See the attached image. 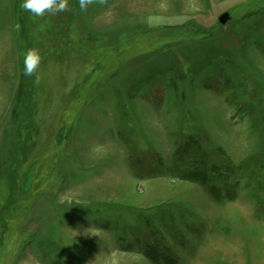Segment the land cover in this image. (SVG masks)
<instances>
[{"label":"rangeland","instance_id":"obj_1","mask_svg":"<svg viewBox=\"0 0 264 264\" xmlns=\"http://www.w3.org/2000/svg\"><path fill=\"white\" fill-rule=\"evenodd\" d=\"M21 3L0 0V264H264V0Z\"/></svg>","mask_w":264,"mask_h":264},{"label":"clouds","instance_id":"obj_2","mask_svg":"<svg viewBox=\"0 0 264 264\" xmlns=\"http://www.w3.org/2000/svg\"><path fill=\"white\" fill-rule=\"evenodd\" d=\"M93 0H79V8L82 12L88 10ZM21 7L26 12L35 16H44L46 13H63L68 9V0H22ZM42 57L38 49L31 48L23 54V74L28 77H36L39 81V67Z\"/></svg>","mask_w":264,"mask_h":264},{"label":"water","instance_id":"obj_3","mask_svg":"<svg viewBox=\"0 0 264 264\" xmlns=\"http://www.w3.org/2000/svg\"><path fill=\"white\" fill-rule=\"evenodd\" d=\"M230 19H231V16H230L228 13H225V14H223V15L220 17V22H221L222 24H226Z\"/></svg>","mask_w":264,"mask_h":264},{"label":"bare ground","instance_id":"obj_4","mask_svg":"<svg viewBox=\"0 0 264 264\" xmlns=\"http://www.w3.org/2000/svg\"><path fill=\"white\" fill-rule=\"evenodd\" d=\"M128 184V183H127Z\"/></svg>","mask_w":264,"mask_h":264}]
</instances>
